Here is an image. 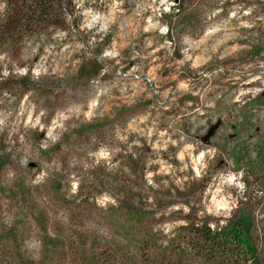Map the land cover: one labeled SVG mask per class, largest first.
<instances>
[{"label": "rangeland", "instance_id": "obj_1", "mask_svg": "<svg viewBox=\"0 0 264 264\" xmlns=\"http://www.w3.org/2000/svg\"><path fill=\"white\" fill-rule=\"evenodd\" d=\"M39 2L0 0V264H264V0Z\"/></svg>", "mask_w": 264, "mask_h": 264}, {"label": "trees", "instance_id": "obj_2", "mask_svg": "<svg viewBox=\"0 0 264 264\" xmlns=\"http://www.w3.org/2000/svg\"><path fill=\"white\" fill-rule=\"evenodd\" d=\"M38 1H42L39 2L40 5H45L43 2L45 0H38ZM33 13L36 15L38 14L39 16L42 14V12L40 11L36 12V10H34ZM10 24L11 22L6 21L5 27L8 25L7 28H11L12 26ZM192 231H193L191 234L192 241L193 242L195 241L197 244L201 243L205 245L203 247L204 249H209L210 246L214 247L215 243L217 245L224 243L223 240L225 238H232L234 241H239V239L243 235L242 225L240 223L238 224L237 222L235 223L230 222L227 226H225L219 231H213L208 224H205L203 229L199 228L198 226L194 227Z\"/></svg>", "mask_w": 264, "mask_h": 264}, {"label": "bare ground", "instance_id": "obj_3", "mask_svg": "<svg viewBox=\"0 0 264 264\" xmlns=\"http://www.w3.org/2000/svg\"><path fill=\"white\" fill-rule=\"evenodd\" d=\"M166 1H168V0H162V2H166Z\"/></svg>", "mask_w": 264, "mask_h": 264}]
</instances>
